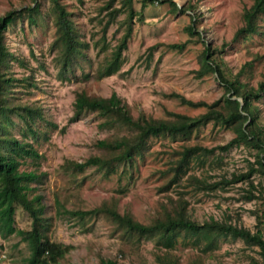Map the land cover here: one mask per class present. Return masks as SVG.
I'll return each mask as SVG.
<instances>
[{"label": "rangeland", "instance_id": "obj_1", "mask_svg": "<svg viewBox=\"0 0 264 264\" xmlns=\"http://www.w3.org/2000/svg\"><path fill=\"white\" fill-rule=\"evenodd\" d=\"M70 12L80 39L87 43L84 56L76 59L71 72L61 71L57 63L53 11L48 0H37L39 12L30 22L22 13L9 24L3 42L11 53L7 64L8 75L20 79L9 88V98L39 108L41 116L33 117L27 128L15 114L5 122L4 133L21 141L30 142L40 155L38 160L23 159L19 169L34 170L39 174L29 196L39 194L50 241L69 245L64 256L55 264H96L98 258L115 259L118 264H157L152 238L126 233L109 217L90 215L83 218L69 211L89 209L103 200L114 201L119 212L128 211L141 223H149L160 214L161 203L167 196L183 197L190 218L198 223L210 217L253 230L250 214L258 201H244L240 195L244 182L230 183L223 189L196 190L186 177L193 174L207 181L220 176L230 177L242 172L253 160L254 150L243 145L227 151L215 149L205 156L196 153L189 159L180 182L168 185L170 175L165 172L177 157L174 152L182 146L212 147L223 144L234 136L229 130L218 129L210 123L192 130L187 139H171L167 135L150 137L147 148L133 161L117 164L105 174L94 166L81 171L72 170L69 161L81 162L101 153L95 141L112 134H123L119 125L101 126L102 118L92 111L72 116L75 92L85 89L91 95L106 97L115 92L136 116L166 118L170 113L195 116L205 109L189 107L170 96L178 93L185 98L211 102L223 88L214 73L196 77L201 51L208 46L211 58L223 59L231 72L238 71L247 60L264 50V34L240 35L234 32L242 25L241 10L251 0H171L179 5L173 10L168 1L132 0V7L141 16L133 19L132 31L122 51L120 64L114 73L98 77L97 68L110 56L123 32L124 12H119L105 28L103 23L107 0H59ZM122 0H114L117 7ZM33 0H0V15L9 10H20ZM187 3L193 6L183 10ZM192 23L197 35H189L186 26ZM264 32V16L259 20ZM185 43L183 49L169 44ZM262 64L255 60L239 79L255 85L260 79ZM260 122L264 124V93L255 101ZM33 133V134H32ZM165 172V173H164ZM256 181V178H254ZM15 228L29 229L30 218L19 206H14ZM257 247H248L242 240L221 236L211 250H202L187 242L177 243L169 251L179 264H251L258 259ZM29 254L27 243L19 236L0 235V264H23ZM4 255V257H1Z\"/></svg>", "mask_w": 264, "mask_h": 264}, {"label": "trees", "instance_id": "obj_2", "mask_svg": "<svg viewBox=\"0 0 264 264\" xmlns=\"http://www.w3.org/2000/svg\"><path fill=\"white\" fill-rule=\"evenodd\" d=\"M20 10H9L0 15V235H17L27 243L29 254L23 264H55L64 256L69 245H62L50 241L47 236L46 219L43 215V205L40 203L39 194L29 196L31 182H37L39 174L34 170L19 169L23 159L38 160L40 155L30 142L21 141L9 134H5V122H11V115L20 118L29 130L33 117H40L39 108L9 98V88L20 81L7 73L8 59L11 53L4 42V31L22 13H26L30 22H34L33 15L39 12L37 0ZM53 11L55 37L52 41L57 49V63L59 69L71 72L76 66V59L84 56L87 43L80 39L79 34L69 18L70 12L65 9L59 0H48ZM114 0H107L103 10L106 17L103 23L105 28L119 12H124L122 19L123 32L114 45L110 56L97 68V76H107L118 70L122 51L126 48L133 19L141 20V16L132 7V0H122L117 7L113 6ZM141 7L145 2L154 0H141ZM168 1L173 10L178 7L171 0ZM193 5L187 3L183 10L190 9ZM264 16V0H251L247 7L241 10L242 25L236 29L234 36L263 35L259 24ZM189 35H197L194 26H186ZM185 43L169 44L171 48L183 49ZM211 49L203 47L201 51L200 66L194 71L196 77L208 72L214 73L221 83L223 93L215 100L206 102L193 101L178 93H170L179 103L189 107H202L205 110L195 116L170 113L166 118L145 117L142 114L134 116L124 100L111 92L108 96L91 95L85 89L75 92L73 99L72 116L76 117L83 111H92L102 118L101 126L119 125L125 131L121 134H112L95 141L101 153L91 155L81 162L69 161L72 170L81 171L87 166H94L103 170L105 174L114 171L117 164L131 162L136 156L140 157L146 150L147 140L158 135H167L171 139H187L192 130L210 123L218 129L229 130L234 133L228 141L212 147L201 145L182 146L174 152L177 157L165 172L170 171L166 185L180 182L185 174L189 159L196 153L205 156L215 149L227 151L233 146L243 145L249 151L254 150L253 160L248 162L247 168L242 172H232L230 177L220 176L215 181H207L189 174L186 180L194 184L196 190L223 189L230 183L244 182L240 197L244 201L256 200L258 206L250 210L254 218L253 230L246 227L219 222L213 218L198 223L190 218L187 211V202L183 197H165L166 203H161L160 214L153 217L149 223L137 221L128 211L119 212L114 201L103 200L95 207L83 210L69 211L73 216L83 218L90 215H104L109 217L117 226L137 238H152L154 245L161 253H155L154 261L157 264H179L169 251L177 243L187 242L191 246H202V250H211L216 245L217 238L230 236L238 238L248 247H257L258 259L250 257L251 264H264V124L260 122L258 106L255 103L264 93V50L256 53L252 59L245 61L237 72L231 73L224 65L223 59L211 58ZM262 64L260 79L255 85L239 79L246 68H251L253 61ZM33 134V133H32ZM164 172V173H165ZM256 178V181H254ZM19 206L30 218L29 229L15 228L13 224L14 206ZM96 264H118L115 259L98 258Z\"/></svg>", "mask_w": 264, "mask_h": 264}, {"label": "built area", "instance_id": "obj_3", "mask_svg": "<svg viewBox=\"0 0 264 264\" xmlns=\"http://www.w3.org/2000/svg\"><path fill=\"white\" fill-rule=\"evenodd\" d=\"M1 257H4V255H1Z\"/></svg>", "mask_w": 264, "mask_h": 264}, {"label": "water", "instance_id": "obj_4", "mask_svg": "<svg viewBox=\"0 0 264 264\" xmlns=\"http://www.w3.org/2000/svg\"><path fill=\"white\" fill-rule=\"evenodd\" d=\"M179 7V5H177Z\"/></svg>", "mask_w": 264, "mask_h": 264}]
</instances>
